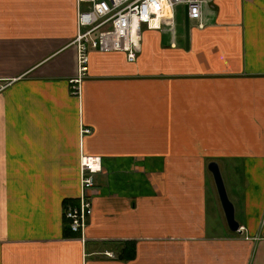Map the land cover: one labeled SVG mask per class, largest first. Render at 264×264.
I'll use <instances>...</instances> for the list:
<instances>
[{"label": "crops", "instance_id": "0c3cea01", "mask_svg": "<svg viewBox=\"0 0 264 264\" xmlns=\"http://www.w3.org/2000/svg\"><path fill=\"white\" fill-rule=\"evenodd\" d=\"M82 7L0 0V264H264V0H208L186 45L176 6L133 61L90 53L75 97ZM82 157L100 170L72 233Z\"/></svg>", "mask_w": 264, "mask_h": 264}, {"label": "built area", "instance_id": "2783aa9c", "mask_svg": "<svg viewBox=\"0 0 264 264\" xmlns=\"http://www.w3.org/2000/svg\"><path fill=\"white\" fill-rule=\"evenodd\" d=\"M208 0H78L75 24L76 36L70 42L75 52V76L68 80L71 95L79 94V83L87 75L88 57L92 52H121L131 62L139 51L141 29L159 28L162 23L171 29L176 6L186 9L187 19L200 22V9ZM88 131L84 130L82 133ZM97 160H79V189L77 203L66 206L62 217L70 232L78 233L91 213V202L86 194L93 187V175L98 172Z\"/></svg>", "mask_w": 264, "mask_h": 264}, {"label": "water", "instance_id": "95a60500", "mask_svg": "<svg viewBox=\"0 0 264 264\" xmlns=\"http://www.w3.org/2000/svg\"><path fill=\"white\" fill-rule=\"evenodd\" d=\"M188 21L186 11L184 13V42L187 43ZM206 170L211 176L215 194L219 203L220 210L227 230L230 233H238V224L234 220L233 206L227 198L219 168L214 161L207 163Z\"/></svg>", "mask_w": 264, "mask_h": 264}, {"label": "rangeland", "instance_id": "374dc122", "mask_svg": "<svg viewBox=\"0 0 264 264\" xmlns=\"http://www.w3.org/2000/svg\"><path fill=\"white\" fill-rule=\"evenodd\" d=\"M73 47V46H72ZM73 76H75V72H74V75ZM68 93H69V91H68ZM69 95H71L70 93H69ZM71 96H75V97H77L78 95H71ZM225 188H227V186L225 187ZM225 192H226V195H227V190L225 189ZM264 219V209H263V215H262V217H261V219ZM260 223H261V220H260V222H259V225H260Z\"/></svg>", "mask_w": 264, "mask_h": 264}]
</instances>
